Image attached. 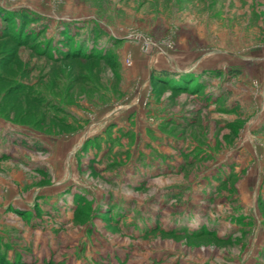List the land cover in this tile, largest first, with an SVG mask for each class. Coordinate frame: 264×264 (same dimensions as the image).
<instances>
[{
    "label": "rangeland",
    "instance_id": "rangeland-1",
    "mask_svg": "<svg viewBox=\"0 0 264 264\" xmlns=\"http://www.w3.org/2000/svg\"><path fill=\"white\" fill-rule=\"evenodd\" d=\"M0 264H264V0H0Z\"/></svg>",
    "mask_w": 264,
    "mask_h": 264
}]
</instances>
